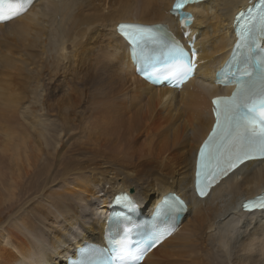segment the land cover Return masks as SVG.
Wrapping results in <instances>:
<instances>
[{
	"label": "bare ground",
	"instance_id": "1",
	"mask_svg": "<svg viewBox=\"0 0 264 264\" xmlns=\"http://www.w3.org/2000/svg\"><path fill=\"white\" fill-rule=\"evenodd\" d=\"M254 1L188 7L198 69L181 90L140 77L116 28L162 23L182 37L174 0H36L0 24V264H67L84 242L105 245L121 192L129 221L169 193L186 202L179 231L141 264H264V212L241 210L264 192V160L205 198L194 190L211 99L234 90L215 84L217 71L235 15Z\"/></svg>",
	"mask_w": 264,
	"mask_h": 264
},
{
	"label": "snow or ice",
	"instance_id": "2",
	"mask_svg": "<svg viewBox=\"0 0 264 264\" xmlns=\"http://www.w3.org/2000/svg\"><path fill=\"white\" fill-rule=\"evenodd\" d=\"M33 0H0V22L24 14ZM188 0H177L172 13H179ZM191 17L185 14L184 22ZM118 31L124 36L130 48L141 61V72L146 79L154 83L175 81L173 86H179L190 79L195 64L184 47L171 37L163 25L145 26L139 24H121ZM237 44L233 61L226 65L217 75V83L227 86L235 83L236 90L230 96H218L212 100L215 125L208 139L199 152L197 169V191L203 196L217 178L227 175L240 164L255 158L264 157V61L254 68L245 67L244 54L256 46L259 38H264V0L250 6L238 14L235 22ZM153 46H163L168 56L165 64L167 74L157 75L155 65L148 64L144 57L145 49ZM193 52L192 56L194 57ZM240 72V75H236ZM233 75L229 81L228 75ZM120 199V198H118ZM127 199V197H124ZM132 202L129 201V206ZM245 210H264V195L243 205ZM185 210L184 201L175 194H167L161 201L155 213L158 221L180 214ZM167 234L170 231L166 230ZM165 231L157 227L153 239L145 243L139 252L127 261V264H139L143 256L165 236Z\"/></svg>",
	"mask_w": 264,
	"mask_h": 264
},
{
	"label": "rangeland",
	"instance_id": "3",
	"mask_svg": "<svg viewBox=\"0 0 264 264\" xmlns=\"http://www.w3.org/2000/svg\"><path fill=\"white\" fill-rule=\"evenodd\" d=\"M149 205V204H148ZM226 264H230V263H226Z\"/></svg>",
	"mask_w": 264,
	"mask_h": 264
}]
</instances>
